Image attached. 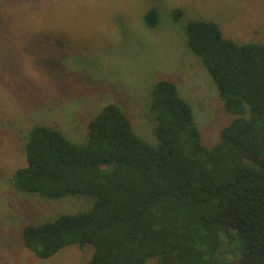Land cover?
<instances>
[{"label":"trees","instance_id":"obj_1","mask_svg":"<svg viewBox=\"0 0 264 264\" xmlns=\"http://www.w3.org/2000/svg\"><path fill=\"white\" fill-rule=\"evenodd\" d=\"M157 16L150 10L146 24L154 27ZM186 31L234 119L217 144L205 145L191 105L173 82L159 80L157 146L115 104L89 122L82 143L32 127L14 188L46 199H96L88 212L23 228L38 259L91 244L88 264H264V44L227 39L213 21H190Z\"/></svg>","mask_w":264,"mask_h":264},{"label":"rangeland","instance_id":"obj_2","mask_svg":"<svg viewBox=\"0 0 264 264\" xmlns=\"http://www.w3.org/2000/svg\"><path fill=\"white\" fill-rule=\"evenodd\" d=\"M150 10L158 14L154 27L145 21ZM190 21L216 22L239 44H264V0H0V264H88L95 252L91 244L71 245L40 260L24 244L26 226L88 212L96 202L14 188L12 176L27 165L26 135L35 125L82 143L89 122L115 104L157 146L153 90L169 80L191 105L204 144L218 143L234 118L189 49Z\"/></svg>","mask_w":264,"mask_h":264}]
</instances>
